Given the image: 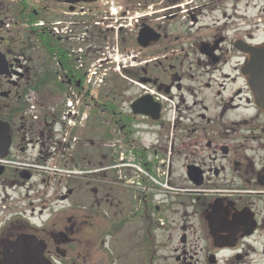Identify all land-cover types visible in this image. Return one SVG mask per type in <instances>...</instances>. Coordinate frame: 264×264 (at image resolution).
Returning <instances> with one entry per match:
<instances>
[{"label":"flooded vegetation","instance_id":"obj_1","mask_svg":"<svg viewBox=\"0 0 264 264\" xmlns=\"http://www.w3.org/2000/svg\"><path fill=\"white\" fill-rule=\"evenodd\" d=\"M200 2L0 0V124L9 153H26L36 124L27 108L29 54L39 32L62 21L69 8L89 11L81 56L78 45L69 55L57 40L66 58V64L56 59L57 78L79 95L97 53L96 35L101 46L119 43L121 63L116 90L88 91L91 113L120 132L119 164L110 159L98 175L90 174L95 166L88 161L87 177L70 182L87 181L89 197L77 206L67 184L72 179L30 182L29 173L24 182L18 170L4 169L0 199L11 202L0 208V264H124L127 250L141 257L138 264H264V113L241 74L247 60L241 48L264 39L257 41L256 27L239 31L222 23L230 17L217 8L204 22L209 15ZM263 11L254 15L256 23ZM179 14L185 23L175 22ZM41 50L47 60V46ZM118 50L106 52L110 72ZM81 57L87 68H79ZM19 187L26 199L15 196ZM37 208L56 214L31 220Z\"/></svg>","mask_w":264,"mask_h":264},{"label":"rangeland","instance_id":"obj_2","mask_svg":"<svg viewBox=\"0 0 264 264\" xmlns=\"http://www.w3.org/2000/svg\"><path fill=\"white\" fill-rule=\"evenodd\" d=\"M179 4H181V2L180 3H172L169 6L173 8V7L178 6ZM247 4L250 7L252 5H255L256 10L253 11L250 7L246 8ZM235 5H236V7H234ZM196 6L198 7V9L201 8V10L204 13H208V15H209V16L207 15L208 18H206V19L203 18L204 22H207V23L211 22V20L214 16L211 15L210 12L214 11L217 8V9H219V11L224 10L225 14L230 17V20H228V19L224 20L221 18L222 23H228L230 26L237 28L239 31H250V30H255L257 28V30H255L257 33L256 34L257 35L256 36L257 41H261L264 39V11L262 12V15L260 17V21L258 23H256L255 20H253L254 15L258 12V10L259 11L262 9L264 10V0H239V2L237 1V3H235V0H203V1L201 0V2L198 3V5H196ZM236 8H239V11H237ZM48 17H49L48 18L49 22H54V19H56L54 17L50 18L49 15H48ZM63 17H64V20H65L64 22L66 23V25L69 24L68 17H66V16H63ZM74 19L75 18H73L72 21H74ZM175 22L185 23L186 18L179 14V16H176ZM254 24H256V25H254ZM68 28H69V30H71V28L72 29L74 28L73 33L76 30L75 29L76 26L67 27V29ZM82 29L83 28H81V32H82ZM78 32H79V28H78ZM240 33L243 34L242 32H240ZM95 38H96V40H94L95 41V49H96L97 53H95V55L93 57V61H94L93 63H94V68H95V72L97 74V77H99V79H101V82H97V80H93V81L96 83V88H97V85L98 86L100 85V88L96 91V93L99 95H105L111 89H113V91H114L117 89V87H119L121 85V83H120L121 82V75H120L121 63L118 64V61L120 59V57H119V50L120 49L118 50V47L120 45L118 42H117V44H115L114 41H110L106 45L101 46V43L97 39V35L95 36ZM119 41H120V39H119ZM31 48H32V50L30 51L29 55H30V59H31V66L34 68V70H33V73H32L31 79H30L31 82H30V90L29 91H32L31 93L34 95L35 101L37 103L41 104L44 101L39 96L41 94V92L37 93L35 90L33 91L32 86H34V83L36 82V80L39 79L40 75H43L42 73H43V71H45V69H47L49 71H54L55 65L52 64L51 61H49L50 58L46 60L45 54L41 50V45L39 43L33 44ZM110 49L111 50L113 49L115 54H117V50H118L117 59H113L116 62H115V65L113 64L115 69L112 72H110V69H109L110 64H108V62H106V52ZM102 53H104V55ZM43 57L45 58V60H43ZM45 65H46V67H45ZM81 65L87 67V62H82ZM116 65H117V67H119V69L116 68ZM110 73L113 74V76H111V83L109 86V83L107 82V77H108V75H110ZM103 80H104V82L102 83ZM44 87H47V88H45V91H46V89L51 91L50 97L48 98V100H46V105L48 106L47 107V109H48V108H50L49 106L54 105V104H56V102L60 101V99H61L60 95L62 93L55 90L56 86L53 83H50L49 86L45 85ZM43 91H44V88H43ZM94 97H96V94L94 95ZM53 107H56V105ZM36 111L38 114H40V112L38 110H36ZM48 115H51V112H48ZM110 128L111 127L108 124V122L106 121L105 117H102L99 112L95 113L92 111V113H90V121L88 122L87 127L79 135L80 136L79 143L78 142L74 143V145H77L76 151L73 148L72 153H76V155H77V153H79V155L87 154L89 156V158H87L86 163H88V161H89L90 163H92V165L95 166V168L104 169V166L108 165V161L110 160L109 158H105L106 154L113 153V152H111L110 149L115 150L118 153L119 147H120V145L118 144V142H119L118 137H116V135L113 136L112 135L113 133L109 134V132H111ZM32 139H34V137H32ZM68 141H70L69 142L70 145L73 146V142H72V139L70 140V137H69ZM181 164H182V162L175 164L176 171H177L178 175L180 174L179 173L180 172L179 167L181 166ZM99 174H103V173L98 172V175ZM102 177L103 176L100 175L99 178L101 179ZM85 182H87V181L80 180L74 184L70 183V181L67 182V184L70 183L69 188H72L74 190V195L71 197V203L74 206L86 204V201H87L89 195H88V186H86L84 184ZM100 186L106 187L104 185V182ZM25 192H27V191H25ZM25 192L21 191V187H19V191L15 192L16 193L15 196L22 195L20 197H22V199L23 198L26 199L27 195L25 194ZM8 194L10 195V192H8ZM10 202H11L10 198L8 199V201L5 200V202H1V199H0V208L5 209L6 207H8L10 205ZM163 209L165 210L163 212L164 217L166 219H168V215H167L168 211H166V208H163ZM29 212H27V217H29ZM161 212H162V208H161ZM69 213L70 212L67 211V213L65 212L63 216H66ZM121 260L124 261V264H138L139 262H142L141 257H137L136 253L131 251V250H127V254H124L123 258Z\"/></svg>","mask_w":264,"mask_h":264},{"label":"built area","instance_id":"obj_3","mask_svg":"<svg viewBox=\"0 0 264 264\" xmlns=\"http://www.w3.org/2000/svg\"><path fill=\"white\" fill-rule=\"evenodd\" d=\"M87 13V12H86ZM79 13L70 14V18L78 16ZM69 18V24L66 25L64 21L54 23L50 26V32L55 37H59L67 43L84 42L87 28H84L80 36L74 37V28L69 30L67 27H74L75 23ZM71 25V26H70ZM67 26V27H66ZM65 30V31H64ZM76 54L75 51H71ZM78 54H82V49H78ZM81 59L78 63L81 68ZM95 71L89 70L85 79L87 86L91 89L96 88V83L93 81ZM101 82V79H96ZM100 86V85H99ZM97 85V88L99 87ZM32 119L37 120L35 107H30ZM51 120L46 121V130L40 133L36 139L35 144H28L26 153H10V156L2 159L0 158V167L4 169H16L19 173H30L33 175L32 181L49 180L61 183L70 178H76L89 172H82L74 166L73 148L74 143H77L76 133L82 130L87 122L88 114L82 107V102L78 93L69 89L64 97V102L58 114L55 117V109H51ZM72 139L73 146L70 145L69 140ZM120 147L118 153L113 155L117 158V164L121 160ZM95 171H92V174Z\"/></svg>","mask_w":264,"mask_h":264},{"label":"water","instance_id":"obj_4","mask_svg":"<svg viewBox=\"0 0 264 264\" xmlns=\"http://www.w3.org/2000/svg\"><path fill=\"white\" fill-rule=\"evenodd\" d=\"M65 4L92 3L93 0H64ZM72 11V8H69ZM241 51L247 54V60L242 67L241 74L246 86L254 100V105L264 113V43L254 48L244 47ZM2 64V63H1ZM137 106L135 104L133 107ZM136 112V111H134ZM138 114V113H137ZM9 149V136L6 126L0 124V157L5 158ZM3 169L0 167V176ZM24 180H28V175H22ZM65 199V198H64Z\"/></svg>","mask_w":264,"mask_h":264},{"label":"trees","instance_id":"obj_5","mask_svg":"<svg viewBox=\"0 0 264 264\" xmlns=\"http://www.w3.org/2000/svg\"><path fill=\"white\" fill-rule=\"evenodd\" d=\"M36 41L37 44L39 43L40 45L45 44L47 46L48 52H47V58L51 61L52 64H56L57 61L63 64H66L65 61V56L64 53L59 52L61 51L59 49V43L56 39H53L51 36H49L46 32H39L38 35L36 36ZM58 58V59H57ZM57 59V61H56ZM43 75H40L39 79L36 80V82L34 83V86H32V90L38 92H41V94L39 95L44 101L43 103H46V100H48V98L50 97L51 91H49L48 89L44 87L45 85H48L50 83H53L56 86L57 91H59L60 93H62L64 91V86L61 84V82L58 81L57 78V71H49L47 69H45V71H43L42 73ZM44 88V91H43ZM44 92V93H43ZM119 123H117V125H113L115 128L119 127L118 126ZM110 133V132H109ZM87 158H89V156L87 154H81L79 155V153H75L74 156V160L75 161H79L80 163H86L87 162Z\"/></svg>","mask_w":264,"mask_h":264}]
</instances>
